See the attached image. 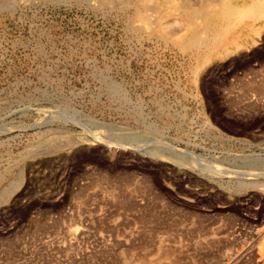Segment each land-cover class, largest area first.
Wrapping results in <instances>:
<instances>
[{
  "label": "rangeland",
  "instance_id": "1",
  "mask_svg": "<svg viewBox=\"0 0 264 264\" xmlns=\"http://www.w3.org/2000/svg\"><path fill=\"white\" fill-rule=\"evenodd\" d=\"M254 1L0 0V264H264Z\"/></svg>",
  "mask_w": 264,
  "mask_h": 264
},
{
  "label": "bare ground",
  "instance_id": "2",
  "mask_svg": "<svg viewBox=\"0 0 264 264\" xmlns=\"http://www.w3.org/2000/svg\"><path fill=\"white\" fill-rule=\"evenodd\" d=\"M152 1V0H151ZM159 1V0H158ZM163 1V0H162ZM227 1V0H226ZM256 1V0H255ZM255 1H254V3H255ZM259 1H261V0H259ZM258 1V2H259ZM224 2H225V0H224ZM258 2H256V3H258ZM149 3V2H148ZM150 3H152V2H150ZM260 4V3H259ZM176 5V4H175ZM187 5V4H186ZM224 5V4H223ZM161 5H159V7H160ZM261 6V5H260ZM212 7V6H211ZM224 7H225V5H224ZM237 7V6H236ZM235 7V8H236ZM223 8V7H222ZM229 9L231 8V7H228ZM224 9H226V8H224ZM232 9V8H231ZM222 10V9H221ZM233 10H234V12H235V9H234V7H233ZM237 10H239V9H237L236 8V11ZM158 11V10H157ZM227 10H225V12H226ZM231 11V10H230ZM174 12V11H173ZM228 12H229V10H228ZM233 12V11H232ZM231 12V13H232ZM192 13V12H191ZM226 14H228L227 12H226ZM144 15V14H143ZM229 15V14H228ZM231 15V14H230ZM234 15H236V14H234ZM227 16V15H226ZM225 16V17H226ZM232 16H233V14H232ZM146 17V16H145ZM196 17V16H195ZM147 18V17H146ZM145 18V19H146ZM189 18V17H188ZM149 18H147L146 20H148ZM164 19V18H163ZM146 20H144V21H146ZM148 22H150L149 20L147 21V22H145V23H148ZM151 23V22H150ZM249 24V23H248ZM205 26V25H204ZM262 27H263V25L261 24V26H258V28H255V29H253V28H250V30L248 29V30H246V34L247 35H250L253 31H257V33H260V30L262 29ZM244 36V35H243ZM242 37V36H241ZM239 39H241V38H239ZM244 39V38H243ZM242 40V39H241ZM233 42V44L234 45H238V43H239V40H233L232 41ZM247 42V41H246ZM229 50V45H228V47L226 46V47H224L223 48V51H219V53H224V52H227ZM110 179V178H109ZM111 182V181H110ZM105 183H107V182H105ZM108 184H110V183H108ZM111 187V186H110ZM116 189V188H115ZM110 190V189H109ZM108 190V191H109ZM113 190V189H112ZM114 192V191H113ZM111 193V192H110ZM116 194V193H115ZM109 195V194H108ZM115 196V195H114ZM119 197V196H118ZM76 229V228H75ZM202 240V239H201Z\"/></svg>",
  "mask_w": 264,
  "mask_h": 264
}]
</instances>
